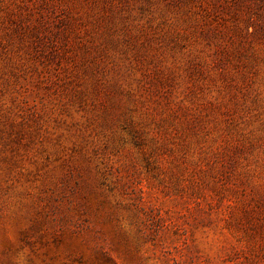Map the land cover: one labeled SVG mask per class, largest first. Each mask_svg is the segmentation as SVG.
<instances>
[{
    "label": "rangeland",
    "instance_id": "obj_1",
    "mask_svg": "<svg viewBox=\"0 0 264 264\" xmlns=\"http://www.w3.org/2000/svg\"><path fill=\"white\" fill-rule=\"evenodd\" d=\"M0 264H264V0H0Z\"/></svg>",
    "mask_w": 264,
    "mask_h": 264
}]
</instances>
